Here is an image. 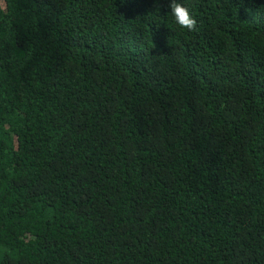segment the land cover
<instances>
[{
	"label": "trees",
	"instance_id": "16d2710c",
	"mask_svg": "<svg viewBox=\"0 0 264 264\" xmlns=\"http://www.w3.org/2000/svg\"><path fill=\"white\" fill-rule=\"evenodd\" d=\"M0 0V264H264V0Z\"/></svg>",
	"mask_w": 264,
	"mask_h": 264
},
{
	"label": "clouds",
	"instance_id": "9594fccd",
	"mask_svg": "<svg viewBox=\"0 0 264 264\" xmlns=\"http://www.w3.org/2000/svg\"><path fill=\"white\" fill-rule=\"evenodd\" d=\"M168 9V14L180 29L188 32L195 30L196 19L190 9L181 3L180 0H169Z\"/></svg>",
	"mask_w": 264,
	"mask_h": 264
}]
</instances>
